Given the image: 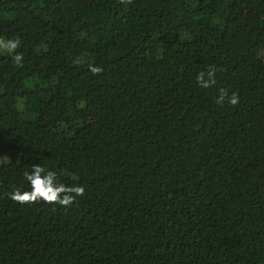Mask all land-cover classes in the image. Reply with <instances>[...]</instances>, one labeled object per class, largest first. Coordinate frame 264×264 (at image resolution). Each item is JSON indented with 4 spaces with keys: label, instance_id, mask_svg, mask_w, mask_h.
Wrapping results in <instances>:
<instances>
[{
    "label": "trees",
    "instance_id": "16d2710c",
    "mask_svg": "<svg viewBox=\"0 0 264 264\" xmlns=\"http://www.w3.org/2000/svg\"><path fill=\"white\" fill-rule=\"evenodd\" d=\"M0 39V264H264V0H0ZM35 164L85 193L13 201Z\"/></svg>",
    "mask_w": 264,
    "mask_h": 264
},
{
    "label": "clouds",
    "instance_id": "9594fccd",
    "mask_svg": "<svg viewBox=\"0 0 264 264\" xmlns=\"http://www.w3.org/2000/svg\"><path fill=\"white\" fill-rule=\"evenodd\" d=\"M122 3H131L132 0H121ZM20 41L17 39H0V50L12 55L15 63L21 65L23 55L16 50L20 48ZM93 74H99L103 71L102 67L89 66ZM215 67H209L206 71H200L196 80L202 88H211L216 85ZM217 102L223 104L225 102L236 105L239 102V96L236 93L229 95L227 89H219ZM24 178L30 183V190L21 191L17 188L10 194V199L20 204L36 203L43 201L48 204H58L61 206H71L77 199L85 193V188L79 185L67 186L58 182L57 173L46 169L40 164H35L31 171L23 173Z\"/></svg>",
    "mask_w": 264,
    "mask_h": 264
},
{
    "label": "rangeland",
    "instance_id": "374dc122",
    "mask_svg": "<svg viewBox=\"0 0 264 264\" xmlns=\"http://www.w3.org/2000/svg\"><path fill=\"white\" fill-rule=\"evenodd\" d=\"M8 158H9V159H18L19 156H18V154L15 152V153H11V154H9V155H8Z\"/></svg>",
    "mask_w": 264,
    "mask_h": 264
}]
</instances>
